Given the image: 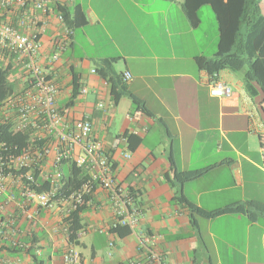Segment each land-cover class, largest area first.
<instances>
[{
    "label": "crops",
    "instance_id": "obj_1",
    "mask_svg": "<svg viewBox=\"0 0 264 264\" xmlns=\"http://www.w3.org/2000/svg\"><path fill=\"white\" fill-rule=\"evenodd\" d=\"M182 4L183 0H57L54 9L80 5L88 23L73 31L56 62L52 56L65 39V29L54 15L45 16L29 5V13L47 24L19 28L22 33L39 31L38 62L54 78L56 105L68 125L91 119L93 136L103 143L117 183L136 197L139 227L120 237L110 232L114 211L109 195L96 187L81 214L83 230L74 245L82 264L144 261L139 250L143 235L162 238V264H264V220L225 214L198 218L194 226L188 207L178 202L184 196L208 212L249 201L264 204V95L255 83H250L251 94L246 90L245 70H225L215 78L200 70L198 62H209L217 53V20L204 6L200 13L205 9L211 30L204 31L202 19L194 28ZM18 17V12H2L0 21L18 27ZM112 59L115 73L137 103L129 96L114 102L111 85L98 73L102 63ZM25 63L0 50V68L8 71L13 93L27 85ZM216 81L232 88L230 100L211 96L210 86ZM82 88L86 94H80ZM68 166L63 165L64 172ZM172 168L206 172L177 184L166 178ZM53 171L48 161L45 175ZM4 199L0 196V204ZM10 216L16 217L19 230L11 240L34 238L43 264H63L67 240L62 231L52 230L60 223L59 206L42 211L33 223L19 220L15 213ZM110 242L115 246L112 258ZM0 261L34 264L24 252L3 251Z\"/></svg>",
    "mask_w": 264,
    "mask_h": 264
},
{
    "label": "built area",
    "instance_id": "obj_2",
    "mask_svg": "<svg viewBox=\"0 0 264 264\" xmlns=\"http://www.w3.org/2000/svg\"><path fill=\"white\" fill-rule=\"evenodd\" d=\"M56 2L57 0H0V15L2 12L19 14L18 27L0 21V50L24 59L29 77L24 89L11 94L0 106V125L11 124L15 133L29 134L31 139L19 156L12 155L5 144H0V196L5 195L0 204V215L7 218L6 222L0 218V239L16 248H23L19 239L10 238V235L14 236L19 232L15 227L17 219L10 216V213L17 214L19 220L33 223L42 211L59 206L60 223L52 230L62 231L67 240L63 264H82L80 253L69 242L67 222L73 212L88 205L96 187L107 191L113 207L114 222L110 232L127 228L135 233L139 227V212L136 197L117 183L103 143L93 136L91 119L87 116L68 125L63 112L57 108L58 87L54 78L43 71L38 62L41 51L39 31L22 33L19 30L31 26L36 28L40 23L47 24V21L39 22L38 16L29 13V5L45 16L54 15L65 29V39L52 56V61H58L60 52L69 44L73 31L66 26L63 14L53 8ZM130 79L131 75L126 74V80ZM86 93V88L80 90V94ZM210 94L230 100L233 90L228 84L216 81L210 86ZM103 107L100 103L99 108ZM125 157L129 159L131 156L127 154ZM48 161L54 171L45 175L44 167ZM66 162L73 163L87 176L81 187L70 194L67 193L63 170ZM35 170L39 171L41 179L49 183L48 190L43 193L30 188L40 187L33 175ZM7 171L26 173L14 175ZM161 240L157 235L141 236L139 250L144 261L130 264H162L158 250ZM109 248L111 250L108 257L112 258L114 242L109 243ZM0 264L16 263L0 261Z\"/></svg>",
    "mask_w": 264,
    "mask_h": 264
},
{
    "label": "trees",
    "instance_id": "obj_3",
    "mask_svg": "<svg viewBox=\"0 0 264 264\" xmlns=\"http://www.w3.org/2000/svg\"><path fill=\"white\" fill-rule=\"evenodd\" d=\"M169 1V0H162ZM262 0H183V10L191 26L197 28L200 25L199 11L204 6H209L217 20L219 40L218 50L215 57L209 62L199 61L201 71H205L211 78L216 77L220 72L228 70L231 72L246 71V90L251 94L250 83H255L264 95V15L260 3ZM56 11L63 14L66 26L75 31L84 27L87 23V16L80 5L74 7L57 6ZM115 59L102 63L99 75L106 80L112 88V96L115 103L123 97L129 96L134 103L138 100L129 94L126 84L113 69ZM13 94V86L8 81V71L0 68V106ZM134 136L128 138V142ZM29 134L15 133L11 124L0 125V144H5L10 153L19 156L30 144ZM69 164L68 172H64L67 181V193L77 191L87 179V176L73 163ZM12 172L24 174L26 171ZM205 170L180 172L172 168L166 174L170 182L185 184L192 182L205 174ZM34 178L40 187L31 186L37 193L48 190L49 183L40 178L39 171H33ZM25 181V180H23ZM66 193V192H65ZM178 202L186 205L190 211L192 224L197 225V219H213L225 214L245 215L252 222L264 220V204L255 201L233 204L225 208L208 212L190 203L184 196L178 198ZM85 207L73 212L69 218L68 237L69 242L77 244L78 235L83 230L81 214ZM120 237L131 234L127 228L112 230ZM23 248H16L8 242L0 239V254L3 251L18 253L24 252L30 256L34 264H43L41 258L35 253V239H20Z\"/></svg>",
    "mask_w": 264,
    "mask_h": 264
},
{
    "label": "rangeland",
    "instance_id": "obj_4",
    "mask_svg": "<svg viewBox=\"0 0 264 264\" xmlns=\"http://www.w3.org/2000/svg\"><path fill=\"white\" fill-rule=\"evenodd\" d=\"M262 10L264 13V2L262 5ZM199 18L202 19L204 21V25H203V29L205 30H211V24H210V18L208 17V14L206 13L205 9H203L200 13L199 11ZM2 214L0 215L1 218Z\"/></svg>",
    "mask_w": 264,
    "mask_h": 264
}]
</instances>
